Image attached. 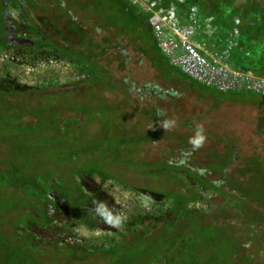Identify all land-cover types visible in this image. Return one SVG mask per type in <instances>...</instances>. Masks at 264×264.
<instances>
[{
	"label": "rangeland",
	"instance_id": "374dc122",
	"mask_svg": "<svg viewBox=\"0 0 264 264\" xmlns=\"http://www.w3.org/2000/svg\"><path fill=\"white\" fill-rule=\"evenodd\" d=\"M36 1L44 9L41 5L47 0ZM125 1L139 15L135 25H129L127 17L106 15L113 32L125 29L122 43H111L106 60L113 76L122 82L118 89L112 80L93 85L88 70L79 73L59 53L32 46L36 37L23 26L22 15L11 11L6 15L10 36L27 42L12 43L0 54V264H27L30 260L26 262L24 254L33 258L31 264H58L55 256L39 259L20 242L31 239L25 209L30 200L42 195L43 183L56 192L48 200L55 206L51 227L34 233L44 245L57 241L89 256L95 255L90 248L102 244L109 250L116 241L131 238L113 219L120 218L121 224L140 222L141 227L152 221L134 193L160 202L168 196L182 198L196 188L200 198L189 203V208L211 196L206 211L195 210L209 218L206 223L214 224L213 232L217 227L223 231L222 240L213 238L211 253L203 254L200 246L195 257L198 264H249L250 256L252 264H263L264 241L245 230L239 182L244 179L242 157L260 144L256 130L264 111V92L252 86L264 82V0H232L231 4L225 0ZM36 15L49 17L42 11ZM141 28L186 79L174 71L167 75L166 67H156L143 50L131 45L141 37ZM63 38L79 39L69 32ZM121 52L126 54L124 65L118 61ZM191 52L205 60L213 76L235 86L222 89L221 84L186 73L182 61ZM91 93L98 101L85 105ZM104 102L118 111L90 112L105 110ZM83 105L89 110L87 118L78 111ZM117 114L123 115L120 121ZM110 135L124 137L126 149L134 151L130 153L133 163L123 159L110 160L105 166L100 163L103 154L98 146ZM136 136L144 142L132 143ZM182 151L187 153L184 159ZM226 156L230 160L220 173V159L224 163ZM172 162L174 172H163ZM99 169L111 176L107 182L97 175L87 176ZM219 180L222 185L214 189ZM80 185L87 203L84 198L77 204L78 196L72 194ZM223 194H231V201ZM80 206L93 216L96 227L85 225ZM17 227L22 235L7 250ZM15 250L19 254L11 256ZM71 259L68 264H102L94 258L84 257L77 263Z\"/></svg>",
	"mask_w": 264,
	"mask_h": 264
},
{
	"label": "trees",
	"instance_id": "16d2710c",
	"mask_svg": "<svg viewBox=\"0 0 264 264\" xmlns=\"http://www.w3.org/2000/svg\"><path fill=\"white\" fill-rule=\"evenodd\" d=\"M225 2L231 4L232 0H225ZM39 4L36 0H1L0 54L12 43L27 42L25 41L26 39H14L10 36L11 26L6 21V15L11 11L16 14H21L23 17V26L27 27L35 35L36 40L32 42V46L59 53L62 58L68 60L69 63L71 62L76 68H79V73L88 70V80L93 85H98L100 82H106L108 84L112 80L114 87L118 89V85H122V82L113 76L112 70L107 65L106 60L108 58V51L112 50L111 43L114 42L118 45L122 43L125 38V29L119 28L115 30L116 32H113L109 25L111 22L106 19V15L112 12L115 13L116 18L127 17L129 25L133 26L139 18L138 13L125 0H47L45 4L41 5L44 6V9L40 8ZM39 11L48 14L49 17L38 18L36 12ZM141 29L139 33L141 37L137 36L136 41L130 42L131 45L135 46V49L143 50L156 67H166L167 71L165 70V73L167 75L169 71L170 74L174 71L181 79H186V76L173 67L164 57L152 38L149 37L146 29ZM68 32L71 36L79 37L78 41L73 42L72 40L64 39L63 34ZM125 55L124 52L119 53L118 61L120 65H124L126 61ZM174 73L172 72V74ZM92 100L98 101L91 93L85 105H88L87 103ZM85 105L78 106L81 109L78 111L82 115H85V112L88 110L85 108ZM261 105L264 106V102ZM104 107L105 110L94 109L90 110V112L92 111L93 114L98 115L101 112L113 114L118 111V109L114 110L113 108L116 107H113L108 102H104ZM120 116L123 115H116L118 121H120L118 119ZM77 125L79 124H74L73 127ZM105 130L106 128H104ZM256 131L260 139V144L252 154L242 157L240 172L244 179L239 182L241 188V196L239 198L242 206H244L241 211L247 224L245 230L251 231L252 237L260 236V240L264 241V111H262ZM148 134L152 135L151 132ZM128 139L129 135L127 134V141ZM150 140L152 138L146 141ZM132 141H134L132 143H138L139 145L144 142L141 136H136ZM125 142L124 137L120 135L106 137L104 142L98 146L101 147L100 149H102L103 154V161H100V163L105 166L110 160L115 161L121 159L133 163L130 153L133 154L134 151L126 149ZM186 154L183 151L180 153L183 156L182 159H184ZM226 157L224 163L223 158L220 159V165H218V169L222 168L220 173H223L230 160L228 156ZM171 165H167V168L163 167L162 171H168L169 174L173 173V167L175 165H173V162ZM137 166L139 167L140 164L138 163ZM137 169H140V167ZM88 175H97L103 182H107L111 178L110 175H104L100 169L97 173L92 172L88 173ZM154 177H157V175H154ZM222 183L219 180L214 184L213 188L220 187ZM10 184L13 188H19L15 183ZM43 184L46 188L45 190H40L42 195L34 198V200H30L29 206L31 208L28 207V209H25L29 215V220H26L25 225L31 239H23L26 243L20 240L22 242L21 246L23 248L26 247L32 254H36L39 259L49 254L58 259L56 260L59 261L58 264H68L72 261L71 258L76 259L77 263L78 260L81 261L84 257L94 258V260L102 264H122V262L124 264H198L195 257L199 252L200 246L204 249L202 250L200 248L203 254H209L211 253L209 251L210 247L214 246L213 238H219L220 240L223 238L220 235L222 234L220 227H217V231L213 232L214 229L211 225L214 224L206 223L209 218H205L200 211L189 208V203L198 201L200 198L198 190L191 188L188 190V195H184L182 198L177 197L173 199V197L168 196L160 202L157 201L160 208L148 213L152 221L143 227H141L142 224L140 222L139 224L133 225L128 223L121 224L120 218L113 219L112 221L115 224L122 226L125 231L130 232L131 238L130 240L124 238L116 241L109 250H105L104 244H102L98 248H90L95 255L89 256L85 251L80 253L76 247L63 246V243H57V241L53 243L54 245L52 243L50 245H44L43 242L35 237L34 233L35 230H41L42 232L51 227L52 213H54L55 206L50 205L48 200L51 199V196H55L56 192L51 189L52 186L48 183ZM58 190L60 192H67V190L65 191L62 188ZM72 194L78 196L76 198L77 204L84 198L87 203L88 196L81 185ZM223 198L231 201V194L228 197H225L223 194ZM54 201L55 204L61 206V200L55 198ZM84 206H80L79 209L80 213H84L85 225L88 228L96 227L94 223L96 220L89 212L84 211ZM47 211L49 212L47 213ZM59 227L63 230L65 228L64 223ZM21 232V228L17 227L14 229L15 237H12V242H9L7 250L14 248L15 244L13 243L19 241L18 236L22 235ZM214 233L219 235L214 236ZM40 243H43L42 246H44L41 247L39 245ZM140 247H144L145 250L142 249L141 251ZM13 253L11 256L19 254L18 250H15ZM22 258H25L26 262L27 259L30 260L27 264H31L33 260L28 254H24ZM252 258L253 256L248 257L249 264H252Z\"/></svg>",
	"mask_w": 264,
	"mask_h": 264
},
{
	"label": "built area",
	"instance_id": "2783aa9c",
	"mask_svg": "<svg viewBox=\"0 0 264 264\" xmlns=\"http://www.w3.org/2000/svg\"><path fill=\"white\" fill-rule=\"evenodd\" d=\"M159 30V28L157 29ZM159 32V31H158ZM183 65L185 67V72L191 74L192 77L200 79V80H210L211 83L216 82L217 84H221L224 88L222 89H230L232 86H235L234 82H228L224 77L218 76L217 78L212 75V72L206 65L205 60H202L195 52L189 53L188 59H183ZM253 90L256 92H264V82L257 83L256 86H252ZM133 197L137 200L138 205L146 210L147 212H153L160 208L158 202L148 196L133 194ZM211 196L208 198H203V201H199L194 203L192 207L196 210H207L208 202H210Z\"/></svg>",
	"mask_w": 264,
	"mask_h": 264
}]
</instances>
